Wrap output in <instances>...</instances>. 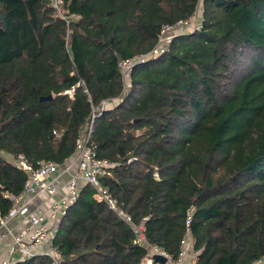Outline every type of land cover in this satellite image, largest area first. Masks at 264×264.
<instances>
[{"label":"trees","instance_id":"obj_1","mask_svg":"<svg viewBox=\"0 0 264 264\" xmlns=\"http://www.w3.org/2000/svg\"><path fill=\"white\" fill-rule=\"evenodd\" d=\"M199 6L202 28L135 64L124 86L118 61L148 55ZM93 115L88 145L112 164L100 182L150 245L175 260L189 237L193 264H264V0H0L1 215L27 177L17 155L63 164ZM53 246L60 264L148 253L89 185Z\"/></svg>","mask_w":264,"mask_h":264},{"label":"built area","instance_id":"obj_2","mask_svg":"<svg viewBox=\"0 0 264 264\" xmlns=\"http://www.w3.org/2000/svg\"><path fill=\"white\" fill-rule=\"evenodd\" d=\"M58 8L60 0H52ZM200 12L174 24L162 27L158 36V44L148 55H136L130 59L119 60L117 65L124 86L127 84L130 72L137 63H142L166 49L168 41L176 34L202 28L199 18ZM69 18H76L70 15ZM70 97L73 88L66 90ZM109 101L103 100L100 110L108 107ZM94 115L89 124L78 134L76 152L73 157L66 159L63 164L53 161L40 160L34 167L23 154L17 155L13 164L26 172L27 177L19 194L4 192L3 197L11 202L7 214H0V247L9 240L7 258L0 260V264H15L36 254L48 255L54 264H60L53 242L58 223L65 215L68 207L75 201L82 185H89L94 191V197L104 201L123 221L130 224L134 233V242L147 247L148 253L145 263L154 264L152 256L160 254L166 257V264H193L196 253L192 250L191 239L186 237L182 241L181 251L177 259H172L162 249L150 245L144 236L143 222L132 224L129 214L122 211L116 199L108 188L100 182V177L108 174L112 166L106 159H98L88 141L93 130ZM143 262V261H142Z\"/></svg>","mask_w":264,"mask_h":264},{"label":"crops","instance_id":"obj_3","mask_svg":"<svg viewBox=\"0 0 264 264\" xmlns=\"http://www.w3.org/2000/svg\"><path fill=\"white\" fill-rule=\"evenodd\" d=\"M8 249H9V240L5 242L1 247H0V260H4L7 258L8 254ZM144 260V259H143ZM188 258H186V262L184 264H188ZM153 264V263H152Z\"/></svg>","mask_w":264,"mask_h":264},{"label":"water","instance_id":"obj_4","mask_svg":"<svg viewBox=\"0 0 264 264\" xmlns=\"http://www.w3.org/2000/svg\"><path fill=\"white\" fill-rule=\"evenodd\" d=\"M52 96L51 95H48V96H45V97H40V100H46V99H50ZM153 258V261L155 263H166V257L163 256V255H160V254H154L152 256Z\"/></svg>","mask_w":264,"mask_h":264},{"label":"rangeland","instance_id":"obj_5","mask_svg":"<svg viewBox=\"0 0 264 264\" xmlns=\"http://www.w3.org/2000/svg\"><path fill=\"white\" fill-rule=\"evenodd\" d=\"M198 11L200 12V6H199V8H198ZM142 263H145V260H143V262Z\"/></svg>","mask_w":264,"mask_h":264}]
</instances>
